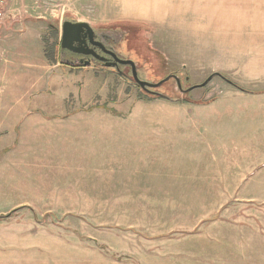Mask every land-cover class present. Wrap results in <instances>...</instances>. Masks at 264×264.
I'll use <instances>...</instances> for the list:
<instances>
[{"label":"rangeland","instance_id":"rangeland-1","mask_svg":"<svg viewBox=\"0 0 264 264\" xmlns=\"http://www.w3.org/2000/svg\"><path fill=\"white\" fill-rule=\"evenodd\" d=\"M80 1L12 0L10 23L0 26V39H12L31 25L47 48L38 56L24 40L30 54L9 58L14 67L0 83V264H264L259 157L217 141V156H205L207 139L190 132L225 136L204 106L264 93V0H168L163 17L150 12L147 21H104ZM62 17L119 28L139 79L176 74L181 89L174 78L149 90L51 60ZM213 72L227 79L196 85ZM63 73L61 112L27 106L55 104L50 82ZM16 78L17 92L8 93ZM12 102L26 106V118L6 125Z\"/></svg>","mask_w":264,"mask_h":264},{"label":"crops","instance_id":"crops-1","mask_svg":"<svg viewBox=\"0 0 264 264\" xmlns=\"http://www.w3.org/2000/svg\"><path fill=\"white\" fill-rule=\"evenodd\" d=\"M81 1L85 4L93 3L94 7L95 8L97 7L98 9L97 11H98L99 16L102 19H104V21H123V20L147 21V19H150L151 17L148 18L146 15L150 12L155 13L154 15H156L153 17V19L159 18L158 16H160L161 18L163 17V14L165 12V8L168 2V0H81ZM81 1L80 3H82ZM11 2L12 0H9L7 3L4 18L7 17L9 13L8 6L10 5ZM18 4H19V0H18V3L15 5L17 6ZM100 5L101 7H99ZM63 18L64 17H62L59 23L60 25H55V35L58 37V39H59V33H60L59 29H61V22ZM5 21L3 19L2 22L0 23L1 24L0 26H2L5 23ZM6 22L10 23V20ZM32 24L35 25L34 23ZM28 26H31V25L26 26L27 30L29 31ZM28 31H26L25 34L22 33V35L19 34L17 36H14V38L12 39H7L5 37L0 39V56H1L0 58V83H3L5 79L7 78V71L11 70L14 67V65L8 64L7 61L9 58L11 59L19 58L18 55H25L24 56V59H25L28 56V54H30L29 51L24 52V48L22 46H19V44L25 43L24 40L31 38V42L33 41V44H34L33 48H35L34 50L38 54V56L44 55L45 57V55L47 54V52H45L47 48L44 47V44L46 43L43 42L42 44L41 37L37 36L38 35L37 31L34 29H30L29 33ZM34 32L36 34H34ZM35 41H36V44L34 43ZM48 48H49V52H50L49 56L51 60L55 59L56 57L58 58L57 45H55V43H51L49 44ZM40 60H43V59H40ZM56 65L57 63L53 64V69L55 71H57ZM9 66H13V67L10 69ZM27 66L25 70H27L28 68ZM31 70L32 71L35 70V67L32 66ZM66 75L68 74L66 73H63L62 75L58 74L59 77H56L50 82V85L52 87L54 86L55 88H57L59 92L56 95L55 104L52 102L51 103H45V102L40 103L37 100H31L30 104L27 106H31L32 109L34 110H41V112L48 114V116H52L53 114L58 113L59 111L61 112V110H63L66 107V105L64 104V92H63V90H65L64 87L65 88L68 87L67 86L68 81H67ZM19 82L20 81L17 78H16V81L9 80L10 85L8 84V87H7L8 93L15 94L18 90L16 86L20 84ZM25 84L27 85L28 83H25ZM15 88H16V91H15ZM243 94L244 95L238 96L239 100L243 98L244 96L245 97L251 96L253 98L259 97V99L254 98L253 100H248V101L240 100V102L238 99L237 101L223 100L221 103L220 101H214L204 106L213 115L212 116L213 124L216 127H220L217 124L224 126V128L222 129V132L224 133L225 136H222V135L212 136L213 128L210 130V132H208V130L205 132H202L201 129L191 130L190 132L192 135H194L196 141H203L204 139H207L208 143L202 144V146H204L203 149L205 153L203 154L205 156H217V153L215 152L216 148H213V145H215L216 143L221 145L220 147L221 149L227 148L228 146H235V147H239L240 149L247 148V150H251L252 156L259 157L257 160L253 162V165L255 164V165H258L259 167L262 166L260 171L264 173V99H262V97L264 98V93L249 94L246 92L245 94L243 92ZM40 104H45L47 105V107H44ZM4 109H7L6 111H7L8 117L3 118V121H2L3 124L5 123L6 125H14L18 122L20 123V120L25 117L21 115V111L23 109H26V106H23L22 104H14L12 102V103H9L8 106L6 105ZM235 113H237L238 116L240 117L237 120L233 117V114ZM40 116L45 117L43 115H40ZM240 121H243L241 125L237 123ZM228 126H234V129L228 130ZM178 131H180L181 133L174 134V135H179L183 137L184 133L180 129H178ZM228 134L233 135V137L229 138ZM204 135L205 137L203 138ZM219 140H223V141H219ZM215 141L217 142L215 143ZM245 141H247L248 143ZM241 187H243V185H241Z\"/></svg>","mask_w":264,"mask_h":264},{"label":"flooded vegetation","instance_id":"flooded-vegetation-1","mask_svg":"<svg viewBox=\"0 0 264 264\" xmlns=\"http://www.w3.org/2000/svg\"><path fill=\"white\" fill-rule=\"evenodd\" d=\"M65 19L73 20L72 18L64 17L61 25ZM90 26L91 30L83 27L79 34H75L76 39L71 44V48L61 47V29H59L57 55L61 63L73 68L95 67L104 71H111L125 80H133L137 84L132 75L131 64L132 61L138 77L140 67L137 65V56L135 52L133 54L132 50L130 51L119 34H117L116 30H119V28L95 24H90Z\"/></svg>","mask_w":264,"mask_h":264},{"label":"water","instance_id":"water-1","mask_svg":"<svg viewBox=\"0 0 264 264\" xmlns=\"http://www.w3.org/2000/svg\"><path fill=\"white\" fill-rule=\"evenodd\" d=\"M83 27H85L87 29L89 28L91 30V26L87 20H84V19L67 20V19H65L61 25V34H60L61 47L62 48H71V44L76 39L75 34L76 35L79 34L82 31ZM131 64H132V75L134 77V80L137 82V84L140 87H142L144 89H149V87H158L164 81H166L172 77L176 80L178 88L181 89L180 77L178 75L169 74V75L165 76L164 78L158 80L157 82H147V81H143L137 77L136 69H135V66L133 65L132 61H131ZM215 75H218V76L225 78L220 72H213L202 83L196 84V85L197 86L205 85ZM225 79H227V78H225ZM161 96L166 97V95H164V94H161Z\"/></svg>","mask_w":264,"mask_h":264},{"label":"built area","instance_id":"built-area-1","mask_svg":"<svg viewBox=\"0 0 264 264\" xmlns=\"http://www.w3.org/2000/svg\"><path fill=\"white\" fill-rule=\"evenodd\" d=\"M9 0H0V22L3 20L5 16V9Z\"/></svg>","mask_w":264,"mask_h":264},{"label":"trees","instance_id":"trees-1","mask_svg":"<svg viewBox=\"0 0 264 264\" xmlns=\"http://www.w3.org/2000/svg\"><path fill=\"white\" fill-rule=\"evenodd\" d=\"M235 86H237L236 84H234ZM238 87V86H237ZM7 215V214H6ZM5 216V215H4ZM0 217H1V215H0Z\"/></svg>","mask_w":264,"mask_h":264}]
</instances>
